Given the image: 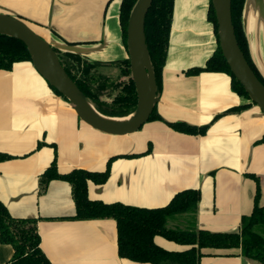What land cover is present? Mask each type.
<instances>
[{
	"label": "crops",
	"instance_id": "1",
	"mask_svg": "<svg viewBox=\"0 0 264 264\" xmlns=\"http://www.w3.org/2000/svg\"><path fill=\"white\" fill-rule=\"evenodd\" d=\"M122 0H0V13L17 16L61 49L72 47L102 63L128 59L122 41ZM210 0H174L162 91L156 105L161 120L148 121L127 136L96 131L54 94L31 62L0 70V152L14 158L0 162V201L14 218H36L40 247L51 264H149L117 255L112 219L77 221L70 185L52 181L39 194L38 178L56 155L59 173L72 169L101 172L111 165L102 185L88 183L91 200L142 208L165 206L178 192L198 189L196 228L215 233L236 231L249 216L259 180L264 205V117L254 106L214 118L241 104L224 73L184 72L202 66L217 47L208 19ZM243 29L249 54L264 78V0H246ZM165 122L209 125L207 133L188 135ZM40 145V146H39ZM39 146V147H38ZM156 244L185 249L162 237ZM176 245V246H175ZM200 264H261L239 249H205ZM13 256L0 243V264Z\"/></svg>",
	"mask_w": 264,
	"mask_h": 264
},
{
	"label": "trees",
	"instance_id": "2",
	"mask_svg": "<svg viewBox=\"0 0 264 264\" xmlns=\"http://www.w3.org/2000/svg\"><path fill=\"white\" fill-rule=\"evenodd\" d=\"M137 0H122L119 19L122 29V41L126 47V28L130 12ZM246 0H231V17L237 43L249 66L264 85L249 54L247 39L243 29V10ZM174 0H153L145 18V41L155 78L156 96L162 91V73L168 53ZM208 19L214 27L217 39V25L211 0ZM68 76L76 84L94 108L104 116L126 117L137 106L134 84L130 79L129 59L102 63L88 60L73 53L54 49ZM19 62H31L26 45L13 37L0 34V70L11 71ZM203 72L224 73L230 77V87L241 100L236 108H231L214 118L246 110L254 104L241 84L233 77L230 69L217 47L207 61L198 67L187 69V76ZM54 94L67 101L56 89L50 86ZM157 108L148 121L161 120ZM179 133L205 135L209 125L196 126L185 122H165ZM264 142V133L255 144ZM40 146V145H39ZM38 146V147H39ZM108 159L104 171L72 169L59 173L56 155L50 165L38 178L39 194H44L52 181H63L70 185L75 206V214L68 219L77 221L112 219L116 225L117 255L136 263L149 264H200L205 249H239L244 257L264 264V205L259 204L261 195L259 180L253 174H247L256 183L254 205L249 216L242 217L240 228L232 232L215 233L197 229L195 214L201 194L198 189H187L176 193L163 207L142 208L120 202L104 203L91 200L88 196V183L104 184L110 174L113 161ZM14 158L0 152V162ZM36 218H14L0 201V243L13 248V256L8 264H51L40 247V237ZM156 237L184 246L185 249L170 251L155 242Z\"/></svg>",
	"mask_w": 264,
	"mask_h": 264
},
{
	"label": "water",
	"instance_id": "3",
	"mask_svg": "<svg viewBox=\"0 0 264 264\" xmlns=\"http://www.w3.org/2000/svg\"><path fill=\"white\" fill-rule=\"evenodd\" d=\"M152 2L153 0H137L127 22L126 48L130 79L137 96V106L135 111L126 117L102 115L78 89L61 65L54 50L76 54L72 47H66L64 50L58 48L38 34L34 26L7 13H0V34L16 38L26 45L33 67L49 86L67 99L80 121L107 135L127 136L137 132L148 122L153 109L159 102L144 33L145 18ZM211 4L217 25L218 47L222 56L231 74L248 95L250 102L264 117V85L249 66L237 43L231 17V0H211ZM106 118L128 120L121 123H110L105 120Z\"/></svg>",
	"mask_w": 264,
	"mask_h": 264
},
{
	"label": "bare ground",
	"instance_id": "4",
	"mask_svg": "<svg viewBox=\"0 0 264 264\" xmlns=\"http://www.w3.org/2000/svg\"><path fill=\"white\" fill-rule=\"evenodd\" d=\"M41 67L43 68V70H45V68L42 65H41ZM45 72H46V70H45ZM47 74H49V73L47 72ZM150 82H151V78H150ZM151 86H152V83H151ZM105 120L110 122V123H121V122L127 121L128 119H109V118H106Z\"/></svg>",
	"mask_w": 264,
	"mask_h": 264
},
{
	"label": "rangeland",
	"instance_id": "5",
	"mask_svg": "<svg viewBox=\"0 0 264 264\" xmlns=\"http://www.w3.org/2000/svg\"><path fill=\"white\" fill-rule=\"evenodd\" d=\"M176 246V245H175Z\"/></svg>",
	"mask_w": 264,
	"mask_h": 264
}]
</instances>
